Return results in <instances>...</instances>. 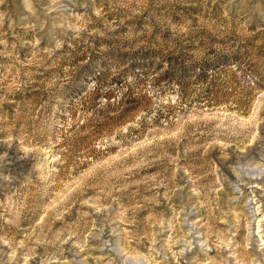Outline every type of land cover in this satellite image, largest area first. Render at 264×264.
Masks as SVG:
<instances>
[{
  "label": "rangeland",
  "instance_id": "obj_1",
  "mask_svg": "<svg viewBox=\"0 0 264 264\" xmlns=\"http://www.w3.org/2000/svg\"><path fill=\"white\" fill-rule=\"evenodd\" d=\"M0 264H264V0H0Z\"/></svg>",
  "mask_w": 264,
  "mask_h": 264
}]
</instances>
